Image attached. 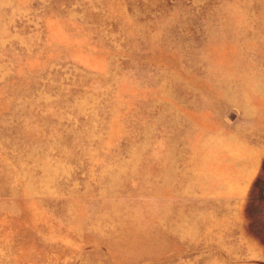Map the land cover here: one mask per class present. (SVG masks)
<instances>
[{
	"label": "rangeland",
	"instance_id": "rangeland-1",
	"mask_svg": "<svg viewBox=\"0 0 264 264\" xmlns=\"http://www.w3.org/2000/svg\"><path fill=\"white\" fill-rule=\"evenodd\" d=\"M0 264H264V0H0Z\"/></svg>",
	"mask_w": 264,
	"mask_h": 264
}]
</instances>
